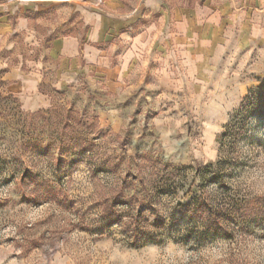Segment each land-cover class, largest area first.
I'll return each mask as SVG.
<instances>
[{"label": "rangeland", "instance_id": "374dc122", "mask_svg": "<svg viewBox=\"0 0 264 264\" xmlns=\"http://www.w3.org/2000/svg\"><path fill=\"white\" fill-rule=\"evenodd\" d=\"M106 2L0 0L1 52L82 34L78 7ZM25 12L39 46L19 28ZM220 53L200 72L171 68L181 88L156 58L133 89L91 74L42 89L38 111L0 69V248L32 263L264 264V52Z\"/></svg>", "mask_w": 264, "mask_h": 264}, {"label": "crops", "instance_id": "0c3cea01", "mask_svg": "<svg viewBox=\"0 0 264 264\" xmlns=\"http://www.w3.org/2000/svg\"><path fill=\"white\" fill-rule=\"evenodd\" d=\"M77 12L85 31L39 36L46 40L45 47L39 46L36 31H30V17L20 13V30L27 33V42L39 47L17 56L12 46L1 52L11 25L8 17L0 18V69H8L12 91L30 111L50 106L42 89L64 91L91 74L111 87L130 84L133 89L136 72L162 58V78L181 88L182 76L177 80L171 76L176 65L194 73L217 65L224 48L233 58L241 52L246 57L253 50L264 52V0H206L192 9L173 7L169 0H107L102 8L80 6ZM0 264L68 263L58 259L32 263L0 248Z\"/></svg>", "mask_w": 264, "mask_h": 264}, {"label": "trees", "instance_id": "16d2710c", "mask_svg": "<svg viewBox=\"0 0 264 264\" xmlns=\"http://www.w3.org/2000/svg\"><path fill=\"white\" fill-rule=\"evenodd\" d=\"M249 102H250V98L246 97L244 99V102H243L244 104L243 105L245 106V104H248ZM79 151H81V152H87L88 151V148H86L85 146H80ZM113 208H114L113 205L107 206L106 215H111L112 214V211L111 210H113Z\"/></svg>", "mask_w": 264, "mask_h": 264}, {"label": "built area", "instance_id": "2783aa9c", "mask_svg": "<svg viewBox=\"0 0 264 264\" xmlns=\"http://www.w3.org/2000/svg\"><path fill=\"white\" fill-rule=\"evenodd\" d=\"M59 1H71V0H59ZM99 1H101V0H99Z\"/></svg>", "mask_w": 264, "mask_h": 264}]
</instances>
